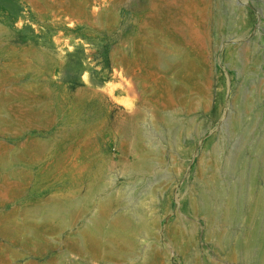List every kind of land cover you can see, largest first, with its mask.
I'll return each mask as SVG.
<instances>
[{
    "label": "rangeland",
    "instance_id": "374dc122",
    "mask_svg": "<svg viewBox=\"0 0 264 264\" xmlns=\"http://www.w3.org/2000/svg\"><path fill=\"white\" fill-rule=\"evenodd\" d=\"M251 192L264 0H0V264H264Z\"/></svg>",
    "mask_w": 264,
    "mask_h": 264
},
{
    "label": "bare ground",
    "instance_id": "6f19581e",
    "mask_svg": "<svg viewBox=\"0 0 264 264\" xmlns=\"http://www.w3.org/2000/svg\"><path fill=\"white\" fill-rule=\"evenodd\" d=\"M173 44V43H172ZM176 44V43H175ZM175 44H174V46H175ZM178 44V43H177ZM178 45H181V44H178ZM184 45L185 44H183V48H184V50L186 51V49H185V47H184ZM182 46V45H181ZM186 46V45H185ZM176 47H178L177 45H176ZM179 48H180V46H179ZM187 48V47H186ZM188 49V48H187ZM174 50V51H173ZM171 49V51L172 52H176V50L175 49ZM183 50V49H182ZM183 50V51H184ZM177 51H179V50H177ZM184 51V52H185ZM183 53V52H182ZM173 55H175V54H173ZM175 56H177V55H175ZM250 194V193H249ZM263 199H264V195L263 194H261V193H252L251 192V194H250V197H249V204L254 208V210L256 211L261 205H262V202H263ZM55 203V202H54ZM53 203V204H54ZM57 203L58 204H60L59 203V200L57 201ZM57 203H55V205H57ZM62 203V202H61ZM50 205H52V203L50 202ZM66 207H68V208H66ZM70 205V204H69ZM54 206V205H53ZM72 206L73 205H71V207L70 206H68V204L66 203L65 204V202H64V204H62V207L64 208H62V207H60V206H54V207H52L50 210H47L51 215H54L55 217H57V216H63V215H59L60 214V211H59V209L57 208V207H60V208H62L64 211L67 209V210H70L71 211V209H69V207L70 208H72ZM47 207H50V206H46V207H44L45 209H47ZM61 209V212H63L62 214H64L65 212L63 211ZM70 211H68V213L70 212ZM67 212L64 214V217H66L65 215L66 214H68ZM233 214H234V204L232 203V201H228L227 202V205H226V210H225V215H226V217H232L233 216ZM64 217H62V218H64ZM120 218H121V221L123 220V217L122 216H120ZM119 220V222H120V219H118ZM117 220V221H118ZM64 221H65V219H64ZM63 221V222H64ZM126 221V223L129 225V227L131 228L132 226H133V224H131V223H129L128 221H127V219L125 220ZM144 222V221H143ZM145 226V223H141V224H138V230L140 231L143 227ZM141 228V229H140ZM94 229V231H93V237L96 239V240H99L100 238H101V236L103 235V230H102V228L99 226V227H96V228H93ZM134 231H135V229H134ZM130 236H128V235H126V234H124V233H120V232H117V231H114V230H111L110 232H109V239H108V241H107V245H106V247H107V250L109 251V252H114V253H118V254H120V255H122L123 256V258H129V257H134V252H133V248H134V242H131V240H129V239H131V238H129ZM113 239H115L116 240V243H113ZM248 240H247V246L249 245V247H251V246H253L255 243L257 244L258 243V245L259 244H261L262 245V247L264 248V235H262V237H257L254 233H251L249 236H248V238H247ZM255 244V245H256ZM264 259V258H263Z\"/></svg>",
    "mask_w": 264,
    "mask_h": 264
},
{
    "label": "crops",
    "instance_id": "0c3cea01",
    "mask_svg": "<svg viewBox=\"0 0 264 264\" xmlns=\"http://www.w3.org/2000/svg\"><path fill=\"white\" fill-rule=\"evenodd\" d=\"M77 205V204H76ZM76 205H73L72 207L76 206ZM72 210V209H71ZM75 210V209H74Z\"/></svg>",
    "mask_w": 264,
    "mask_h": 264
}]
</instances>
